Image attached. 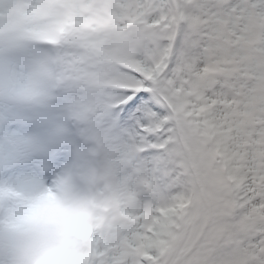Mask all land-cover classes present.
<instances>
[{
    "label": "snow or ice",
    "instance_id": "1",
    "mask_svg": "<svg viewBox=\"0 0 264 264\" xmlns=\"http://www.w3.org/2000/svg\"><path fill=\"white\" fill-rule=\"evenodd\" d=\"M264 264V0H0V264Z\"/></svg>",
    "mask_w": 264,
    "mask_h": 264
},
{
    "label": "clouds",
    "instance_id": "2",
    "mask_svg": "<svg viewBox=\"0 0 264 264\" xmlns=\"http://www.w3.org/2000/svg\"><path fill=\"white\" fill-rule=\"evenodd\" d=\"M52 264H55V260H53Z\"/></svg>",
    "mask_w": 264,
    "mask_h": 264
}]
</instances>
